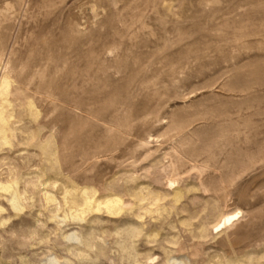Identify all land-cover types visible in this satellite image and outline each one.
I'll use <instances>...</instances> for the list:
<instances>
[{"label":"rangeland","instance_id":"obj_1","mask_svg":"<svg viewBox=\"0 0 264 264\" xmlns=\"http://www.w3.org/2000/svg\"><path fill=\"white\" fill-rule=\"evenodd\" d=\"M3 79L0 264H264V0H0Z\"/></svg>","mask_w":264,"mask_h":264},{"label":"bare ground","instance_id":"obj_2","mask_svg":"<svg viewBox=\"0 0 264 264\" xmlns=\"http://www.w3.org/2000/svg\"><path fill=\"white\" fill-rule=\"evenodd\" d=\"M4 80L5 79H3V81L0 82V90L1 91L2 90H6L7 87H8V82L6 80L5 81ZM5 111H6V109H5ZM33 111L31 109V115H34L35 116L36 113L33 112ZM2 115H3V113L0 111V139H3L5 141V143H9V141H7V137L5 136L4 132L3 131L1 132V130L4 128V125H5L4 124V121H3L4 120V117ZM7 126H9V125H7ZM37 178H38V180L35 181V183L33 184V186L43 185V180H42L43 178L42 179H40L39 177H37ZM15 185H17V184L15 182H12V184L11 185L9 184V186H6L5 189H7V191H9L8 189L11 188L10 189V190H12L11 193H10L11 206H12V208L14 210L19 211V210H21V207L23 206L24 203L22 201V198H21L22 196L20 195V193H17L16 191H14ZM81 194H83V193H81ZM85 195H86V193H85ZM85 195H83V196H85ZM113 196H114V194H113ZM25 197H23V198L25 199ZM93 197H95V196H93ZM114 197H113V199L111 201H109V203H108L109 206L118 205V203L120 201H122V200H120L119 197H116V196H114ZM44 200H46V201L47 200L55 201V196L54 195H48V196L45 195ZM63 200H64V203H67L68 202L66 196H65V199L63 198ZM90 200H91V198H90ZM92 200H93V198H92ZM72 208H74V209H72ZM65 210H67V214H68L69 218H71V219H77V220H80V221L82 219H84L83 218L84 209L83 210H78L74 205H71V206L67 207V209H65ZM239 215H240V211L239 210H233V211L221 210V211H219V213L216 215V217L210 223V231L212 233H214V234H218L217 236H219V234L225 232L226 230H228L229 228H231L232 226L235 225L236 221L239 218ZM68 238L70 240H79V239H81V234L80 233H77V232H73ZM133 242H135V241H133ZM48 258H49L48 259V264H55V263L58 262L57 261V258L55 256H51V257H48ZM22 263H24V262H22ZM167 264H171V261H168Z\"/></svg>","mask_w":264,"mask_h":264}]
</instances>
